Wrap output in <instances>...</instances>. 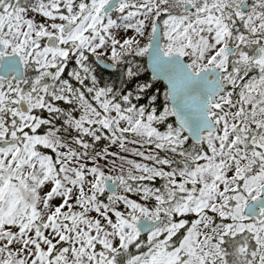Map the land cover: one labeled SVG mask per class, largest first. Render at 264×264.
<instances>
[{"label":"snow or ice","instance_id":"1","mask_svg":"<svg viewBox=\"0 0 264 264\" xmlns=\"http://www.w3.org/2000/svg\"><path fill=\"white\" fill-rule=\"evenodd\" d=\"M0 264H264V0H0Z\"/></svg>","mask_w":264,"mask_h":264}]
</instances>
